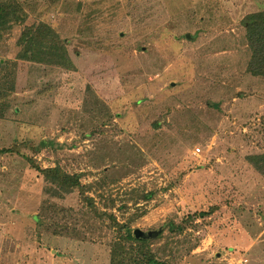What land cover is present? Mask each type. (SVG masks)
<instances>
[{
    "label": "rangeland",
    "instance_id": "1",
    "mask_svg": "<svg viewBox=\"0 0 264 264\" xmlns=\"http://www.w3.org/2000/svg\"><path fill=\"white\" fill-rule=\"evenodd\" d=\"M21 3L0 39V264H110L115 222L170 264H264V79L242 24L264 0ZM41 22L72 65L19 59ZM57 166L106 216L48 191Z\"/></svg>",
    "mask_w": 264,
    "mask_h": 264
},
{
    "label": "trees",
    "instance_id": "2",
    "mask_svg": "<svg viewBox=\"0 0 264 264\" xmlns=\"http://www.w3.org/2000/svg\"><path fill=\"white\" fill-rule=\"evenodd\" d=\"M26 21L27 13L22 6L21 0H0V39L3 33L8 32L14 24L24 25ZM242 24L246 31L245 40L249 53L245 74L254 78L264 79V11L248 14L243 19ZM187 36L188 34L186 38ZM21 47L20 60L39 64L53 63L60 66L73 64L68 57L65 42L56 30L46 23L41 22L38 25L26 27L23 30ZM0 75V82L8 84L9 88L14 91V79L11 77L7 66L2 65L1 62ZM6 152L8 151L0 150V154ZM251 159L257 164L256 168L264 172V154L251 157ZM42 172L50 184L48 191L63 197L64 194H69L72 190L78 189L83 200L91 209L96 211L99 218L106 216L105 213H100L97 210L92 198L85 196L84 187L78 175L65 171L61 166L48 168L42 170ZM145 198L148 199L150 196ZM201 214L207 215L208 212H202ZM107 216L111 217L109 214ZM113 220L115 221V219ZM41 222L44 223V220ZM115 224L119 228L113 242L110 264H170L153 252L149 244L150 239L137 238L135 231L129 227L116 222ZM166 226L172 233L180 232V227L173 221L167 223Z\"/></svg>",
    "mask_w": 264,
    "mask_h": 264
},
{
    "label": "water",
    "instance_id": "3",
    "mask_svg": "<svg viewBox=\"0 0 264 264\" xmlns=\"http://www.w3.org/2000/svg\"><path fill=\"white\" fill-rule=\"evenodd\" d=\"M135 236L137 237V238H140V239H151V238H154V236H156L157 235V233H151V232H143V231H141L140 229H137V230H135Z\"/></svg>",
    "mask_w": 264,
    "mask_h": 264
},
{
    "label": "built area",
    "instance_id": "4",
    "mask_svg": "<svg viewBox=\"0 0 264 264\" xmlns=\"http://www.w3.org/2000/svg\"><path fill=\"white\" fill-rule=\"evenodd\" d=\"M198 153H199V150H198Z\"/></svg>",
    "mask_w": 264,
    "mask_h": 264
}]
</instances>
